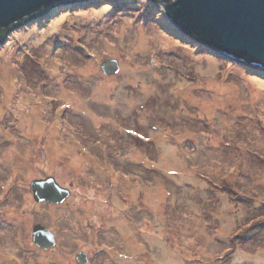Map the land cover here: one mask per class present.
<instances>
[{
  "label": "rangeland",
  "instance_id": "obj_1",
  "mask_svg": "<svg viewBox=\"0 0 264 264\" xmlns=\"http://www.w3.org/2000/svg\"><path fill=\"white\" fill-rule=\"evenodd\" d=\"M108 58L120 66L112 76L99 68ZM79 132H116V152L130 155L123 166L147 170V183L135 182L127 195L122 186L130 182L118 180L122 194L113 190L110 207L90 188L46 209L31 197L27 178L34 171L25 173L24 198L15 207L23 211V231L7 229L15 236L0 247V264H52V251L31 245L33 219L54 228L61 251L73 257L83 248V225L117 227L129 217L141 232L105 242L123 264H264V170H256L264 166L263 71L198 44L152 0L58 5L11 30L0 45V162L37 150L34 139L45 134L40 171L56 161L67 185L89 162L73 148L84 142ZM198 132L215 134L197 146ZM185 138L195 150L183 147ZM129 196L139 207L133 218Z\"/></svg>",
  "mask_w": 264,
  "mask_h": 264
},
{
  "label": "flooded vegetation",
  "instance_id": "obj_2",
  "mask_svg": "<svg viewBox=\"0 0 264 264\" xmlns=\"http://www.w3.org/2000/svg\"><path fill=\"white\" fill-rule=\"evenodd\" d=\"M119 70H120V66H119ZM118 117L119 116H116L115 120L118 121L119 119ZM79 133H82V135H79V138L84 142L83 144L79 145V147L76 146L73 148H78L76 150L77 153L79 152L81 156L83 157V159L85 158L86 161L88 160L89 162L92 159V153L94 152L95 156L93 157L98 163L95 166L92 165L93 164L92 162L90 163L88 162L90 166H85L88 163H84L83 166L85 168H83V170L84 169L85 170L82 172V174H80V176H77V180H80V181H77L76 179H74V177H72V179L67 182V185H63L60 182L61 176H58L59 174L58 172H56L55 167L53 166V165H56L54 164L56 162L54 160L48 159L49 160L48 161V168H49L48 172L40 171L41 168H40L39 162L44 160V163H47V156H48V154H46L48 152L43 149V146H41V144H39V142L41 143L44 141L46 142L45 134L40 135L41 139L39 140V142L37 139H34V141L37 143V146H36L37 150L32 145L33 148L30 149L31 150L30 153L29 151L27 154L23 152L24 156L21 158L22 160L21 159H17L16 161L1 160L0 162V207L3 206L4 208L0 211V247H2L3 244L5 245L7 244V239L13 238L15 236L7 229H10V228L14 229L16 226H19L20 232L23 231V225H22L23 221L21 218V214H23V211L19 212L15 207H17V203L22 201L24 198V193H25L24 192V187H25L24 182L27 177V176L24 177L25 173L34 171L31 177L27 178V181L29 180L27 182L28 187L31 190V197L33 199V202L36 204L42 203L45 206V208L59 206L60 204L65 203L68 199L73 198V196L77 198H83V196H87L90 188L94 189V191L96 192L95 195L101 194L102 196H104V201L108 202L113 196V190L118 196H121L122 193L117 191L119 190V187H120L118 180H121V179L124 180L125 178L130 182V184L122 186V188H124L123 190H126V189L129 190L130 194H128L127 192L124 193V194L127 193V195H131V193L133 194L135 182L139 181V184L142 183L143 185L147 183L148 181V179L146 178L147 172H148L147 170H144V172H141L137 170L136 167L123 166L122 161H130L129 160L130 155L129 154L125 155L126 150H124L123 152H121V150H119V152H116L117 150H115V148H118L119 146L118 144L119 136L116 135V132H100V134H98V132H79ZM212 134L214 135L215 133L214 132H198L195 137L197 146L199 143L198 142L199 138H202L203 141L209 142L211 140ZM107 138H110L109 144H106L105 142ZM9 141L12 142V140L10 139ZM27 145L28 144L26 143V146ZM182 145L185 149L189 148V150H192V151L195 150V147H196L194 145V142H192L191 138H185L183 140ZM28 146H31V145H28ZM211 147L214 148L216 147V145L213 144L212 146H210V148ZM212 148H211V152H212ZM33 150L37 151L38 154ZM104 150H106V152ZM2 151L3 150L0 149V152H1L0 156L3 154ZM40 154L43 156V158L41 157ZM53 154L54 153H52V157L55 159V155L53 156ZM117 155H120L121 157L117 159L116 158ZM125 158L128 160H124ZM25 159H27V161H25ZM59 163L61 165L63 162L59 161ZM102 164H107L110 168L113 169V172L109 173L107 171L106 166ZM142 169H144V167ZM256 170L261 172L262 170H264V166L262 165L260 166V168L259 167L256 168ZM50 171H52V173ZM46 177H52L58 185H60L61 187L67 188L69 190L68 196L60 203H49L46 201L38 202L34 200L32 189L30 188L31 180L43 179ZM7 181L8 182L11 181L12 183L6 184L5 182ZM97 182L99 183L101 182V184H98ZM90 184H93V185L90 186ZM80 189H82V191H79ZM77 191L79 192L77 193ZM208 193L209 195H211V198H212L213 196L212 192L210 193L208 191ZM127 199L129 201L128 210H130L129 209L130 207L133 208V211L130 210L132 212L131 214L133 218L135 217L133 213L139 207L136 204L135 197L131 198V196H129V198ZM122 200L123 202H125L126 198ZM139 200H140V196H139ZM109 204L110 202L106 203L107 207H110ZM17 219H19V222H20V224L18 225L15 224V220ZM4 220L7 221L6 224H3ZM128 223L129 224L127 225H122V226L118 225L117 227H108V228L98 227L97 229H94L91 224L83 225V227H81L78 232V236L84 239L83 248L75 251L73 257H71L70 255V250H67V253L61 251L60 247L58 246L60 242L58 241V236L54 228L52 229L48 228L44 223H41L38 220L33 219V224L31 226V230L29 231V233H30V238H31V245H33L37 249L52 251V257H53L52 264H123L121 263L120 257L118 258L114 256L115 253H112L113 250L109 252L105 251V248H106L105 242L106 240L111 239V242L114 243L116 239L119 240V237L121 234H124L126 232H128V238L131 239L130 230H133V229H135L136 233H139L138 231L140 230L136 229V227L138 226L135 224L134 220L131 219L130 217H129ZM35 224L42 225L43 227H45L52 233V238L54 239L52 241V246L49 249L40 248L33 242L32 229ZM76 229H79V228L76 227ZM163 232H164V237H166L168 231H167V225L165 224H163L162 233ZM136 233L134 234V236H137ZM78 236H76L75 239L79 238ZM113 238H115V240ZM12 242L16 243V241H12ZM62 243L65 244L64 242ZM127 244L129 245V242H127ZM120 246H122V244H120ZM111 248L115 249L113 246ZM56 249H57V252H56ZM62 253H64L63 262H61L62 256L60 255ZM130 260L131 259L129 258L128 263ZM131 264H136V263L133 261Z\"/></svg>",
  "mask_w": 264,
  "mask_h": 264
},
{
  "label": "water",
  "instance_id": "obj_3",
  "mask_svg": "<svg viewBox=\"0 0 264 264\" xmlns=\"http://www.w3.org/2000/svg\"><path fill=\"white\" fill-rule=\"evenodd\" d=\"M181 33L233 63L264 72V0H152ZM78 0H0V45L14 28L41 17L55 6ZM106 76L119 70L118 60L99 65ZM38 202L60 203L69 194L52 177L30 182ZM33 242L52 246V233L40 224L32 229Z\"/></svg>",
  "mask_w": 264,
  "mask_h": 264
}]
</instances>
